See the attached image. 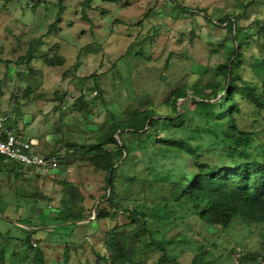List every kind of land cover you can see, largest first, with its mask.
<instances>
[{"label": "rangeland", "instance_id": "374dc122", "mask_svg": "<svg viewBox=\"0 0 264 264\" xmlns=\"http://www.w3.org/2000/svg\"><path fill=\"white\" fill-rule=\"evenodd\" d=\"M39 1L0 0V112L9 117L12 126L37 142L39 153L56 152L61 165L70 153L75 156L67 170L0 165V234L19 240L4 242L0 237V250L6 249L7 264L36 263L35 252L23 251L21 239L26 229H36L32 240L44 249L47 264H95V250L104 251L107 231L128 218L120 211L115 220L95 219L96 207L107 192V173L87 161L79 147L69 148L67 144L93 142L113 122H125L144 110H152L161 118L156 123L160 126L164 117L177 114L172 103L174 92L180 88H185L188 95L177 100V111L191 115L196 108L192 99L200 98L193 86L210 93L208 84H224L217 66L225 60L224 48L235 44L234 34L225 24L217 23L226 14L237 18L245 28L243 33L254 38L244 49L240 72L251 83L261 85L251 62L253 56L264 58V44L256 37L257 24H264V0H91L87 18L82 6L85 0H63L65 11L59 29L43 39L29 65L20 64L18 58L30 41L48 32L59 11V0H43L33 9ZM175 2L190 7L193 13L181 11ZM57 53L65 59L63 64H45V55ZM30 67L43 74L31 80L32 89L28 91V82L19 73ZM245 108L240 117L242 126L260 131L255 144L264 145V120L255 114L253 106ZM124 132L116 133L118 141L136 137L127 128ZM148 133L149 141L143 146L135 144L130 159L117 171V191L121 196L135 191L148 198L169 200V185L156 181L154 167L165 172L172 167L171 160L155 153L154 142L183 134L176 128L159 131L155 127ZM106 148L113 150L116 146ZM62 181L73 182L81 190L76 211L85 209L86 215L89 210L94 214L75 221L72 232L64 229L67 235L62 230L53 233L59 224L56 218ZM131 204L133 201L124 198L123 205ZM187 206L193 211L191 204ZM192 222L198 230L194 219ZM159 225L164 229L163 236L175 238L168 247L180 264H191L196 251L183 242L191 241L193 232L185 223ZM263 234V227L250 229L235 220L218 237H208L210 242L217 238L219 243L212 249L210 264H233L228 248L238 243L254 251L264 243ZM156 257L145 259L151 264Z\"/></svg>", "mask_w": 264, "mask_h": 264}, {"label": "trees", "instance_id": "16d2710c", "mask_svg": "<svg viewBox=\"0 0 264 264\" xmlns=\"http://www.w3.org/2000/svg\"><path fill=\"white\" fill-rule=\"evenodd\" d=\"M62 2L63 0L58 2L59 11L48 32L30 41L26 52L19 56L18 63L29 65L28 60L37 56L43 39L59 29V22L65 11ZM42 3L43 0H40L32 8L36 9ZM175 3L181 11L193 13L190 7ZM82 6L86 17V9L91 7V0H85ZM201 11L207 13L205 8ZM208 20L212 21L211 17ZM217 21L220 25L225 24L228 31L234 34L235 41L233 46L224 48L225 60L217 66L224 84L222 85L220 81L208 84L211 88L210 93L202 92V88L198 90L199 86H193L194 93L200 98L192 99L196 108L191 115L177 111V100L188 95L185 88H180L174 92L172 103L177 114L164 117L160 126L156 123L161 118L156 117L152 110H144L135 113L125 122H113L107 132L96 136L93 142L82 145L67 144L69 148L79 147L87 161L107 173V192L103 195V201L96 207L95 219L115 220L120 211L128 218L127 221L118 223L107 231L104 251L95 250V264H150L145 258L152 255L157 257L151 264H180L178 256L173 255L168 247V244H173L176 240L172 236H163L164 229L160 223L172 226L185 223L193 232L191 241H181L196 251L191 264H210L212 249L218 247L219 243L217 238L210 242L208 237L215 235L218 237L237 219L250 229L259 226L264 228V145L255 144L260 131L255 128L248 130L242 126L240 119L247 110L245 107L253 106L255 114L264 120V58L253 56L251 62L261 85L243 78L240 69L243 67L244 49L250 46L252 43L250 39L254 38L244 34L245 28L237 23V18H231L230 14L218 18ZM256 37L264 44V24L261 22L257 24ZM44 59L45 64L50 65L63 64L65 61L58 53L47 54ZM42 74L41 70L33 67L19 73L20 78L28 82V91L32 89L31 80ZM64 98L65 94L60 96L62 101ZM12 127L22 132L16 126ZM152 127L159 131L176 128L183 134L180 137H161L154 142L157 151L155 153L169 158L172 164L165 172L154 167L156 181H164L169 185L171 199L163 200L164 202L161 199L142 196L135 191H129V194L124 193L121 196L115 184L117 171L130 159L135 144L143 146L149 141L148 129ZM126 128L129 134L136 137L121 138L118 141L116 133L119 131L122 135ZM107 145H115L116 148L109 150L106 148ZM43 155L59 156L60 163L56 168L64 170L70 167L75 156L70 153L65 164L61 165V157L56 152ZM187 160L190 162L187 163ZM4 163H11L18 168L41 170L24 166L0 154V165ZM15 175L18 177V173ZM61 185L59 215L56 218L59 224L53 233L62 230L67 235L76 227L75 221L86 216L92 217L94 214L89 210V214L86 215L85 209L76 211L81 200V190L76 184L62 181ZM127 197L133 204L123 205L124 198ZM187 203L191 204L193 211ZM193 219L198 224V230L192 226ZM64 229L69 231L66 233ZM25 232L26 236L21 238L23 251L35 252L34 264H47L44 249L34 244L32 240L36 229H26ZM53 233H50L51 237ZM261 236L264 238V234ZM0 237L4 242L12 239L19 241L10 234L1 233ZM66 247L68 250L69 246ZM227 253L231 256L233 264H264V243L254 251L235 243L228 248ZM65 259L68 260V252L65 253ZM0 264H7L4 247L0 250Z\"/></svg>", "mask_w": 264, "mask_h": 264}, {"label": "built area", "instance_id": "2783aa9c", "mask_svg": "<svg viewBox=\"0 0 264 264\" xmlns=\"http://www.w3.org/2000/svg\"><path fill=\"white\" fill-rule=\"evenodd\" d=\"M37 142L23 132L13 129L9 117L0 112V154L27 167L56 168L60 163L57 155L45 156L36 152Z\"/></svg>", "mask_w": 264, "mask_h": 264}]
</instances>
